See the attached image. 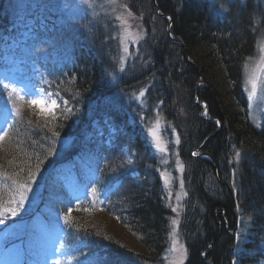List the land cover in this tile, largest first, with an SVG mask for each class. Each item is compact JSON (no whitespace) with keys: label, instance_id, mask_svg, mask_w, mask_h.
<instances>
[{"label":"trees","instance_id":"1","mask_svg":"<svg viewBox=\"0 0 264 264\" xmlns=\"http://www.w3.org/2000/svg\"><path fill=\"white\" fill-rule=\"evenodd\" d=\"M121 1L144 26L123 69L111 16L84 14L68 23L59 0H0V37L20 42L13 19L21 12L34 19L26 45L38 64L46 62L43 87L62 101L54 116L17 101L4 126L0 211L16 215H0V255L16 264L48 263L40 248L52 241L55 223L60 264H167L174 213L164 165L146 133L156 102L163 136L171 144L176 132L184 164V264H264V113L259 122L249 117L244 85L246 62L264 33V0ZM24 57L30 70L33 57ZM143 88L147 107L140 113L132 98ZM8 99L0 87V113ZM87 183L89 195L76 204L75 191ZM238 209L254 225L244 245L249 252L241 254Z\"/></svg>","mask_w":264,"mask_h":264},{"label":"rangeland","instance_id":"2","mask_svg":"<svg viewBox=\"0 0 264 264\" xmlns=\"http://www.w3.org/2000/svg\"><path fill=\"white\" fill-rule=\"evenodd\" d=\"M56 7L58 8V14L65 22L71 23L79 18H81L84 14L89 15H109L117 23L118 26V37L119 43L121 47L120 53V67L123 69L126 65H129L138 51L137 45L139 41L144 37V26L141 24L140 17H136L131 11L128 9L127 5L124 4L121 0H59L56 3ZM131 13V14H130ZM27 13L21 12L19 13L10 24V27L13 31H17L18 37H20V42H23L24 45L20 46V42H17L14 37L11 35L0 37V81L4 83H10L14 85L20 91V94L25 97L26 102L28 100H45L49 99L56 100L57 104L60 106L61 97L57 93V91H53L50 88L43 87L44 81L47 77V72H45L46 62L43 60L42 62H36L37 56L34 55L33 51H30L28 45H26L27 40L31 35V27H34V19L29 18ZM127 21V23H124ZM40 26H47L43 21L40 22ZM9 27V26H8ZM50 27V26H49ZM48 27V28H49ZM131 33V35H129ZM258 44L256 47L255 56L248 59L244 68V85H245V93L248 98V114L249 117L254 122H259L262 118V114L264 113V33L263 36L258 40ZM32 52V53H31ZM27 56L29 59L33 57L34 65H32L31 69L28 70L25 63V57ZM252 82H256L257 87L255 94H252L251 85ZM2 90L6 91V95L9 98L8 90H5L1 87ZM146 90L141 89L136 95L133 96L132 100L135 101L134 105L140 113L146 109V97H144ZM143 93V95H141ZM252 97L251 99L249 97ZM10 102L7 101L6 105L3 108L2 114L0 116V134L2 133L3 126L5 120L8 119L7 116L12 112L15 108L16 102L18 99L13 102V99H10ZM155 104V105H154ZM153 111L154 117L152 122L146 128V133H148V141L151 143L153 152L158 154L160 157L161 164L164 165V170L161 171L162 176V185L165 187L167 201L169 202L171 208H176L177 211H173V219H176L178 222L179 213L182 209V201L186 197L185 185L183 184V170H180V165L182 164L181 159L179 157V153L177 151V134L176 132H172V140L169 141V144L166 138L163 136V126L165 124L163 115L159 109V104L154 102ZM30 106L32 112L40 114V115H48L47 113H41L40 109L36 106ZM58 108V107H57ZM56 108V109H57ZM55 109V110H56ZM159 120V124L156 125V121ZM154 127L157 135L160 138L161 147L165 148L166 151L158 150L153 142L152 136L149 135V128ZM171 147V148H170ZM167 166V167H166ZM89 185L88 183L81 186L80 189L75 191L77 198L75 201L79 203V198L83 195H87L89 193ZM71 206L68 207V211H70ZM238 213L240 217L237 221V228L235 230L236 237V253L241 254L243 252H249L244 248V245L250 241L254 234L252 233V228L254 227L251 218L247 215L241 214L238 209ZM97 218V217H96ZM172 219V220H173ZM54 226V231H50L53 236L52 241L49 244H45L41 246V251L39 255H42L45 259H47L48 263L46 264H56V251L57 245L54 242V238L60 235L61 227H58L57 224L52 223ZM179 225V223H178ZM176 227L175 239L177 241L175 247L176 251H170L172 248L173 237L170 235V247L166 253V262L167 264H178V262L183 258V264L185 263V259L187 256L184 253L185 246L182 240H180L178 235V226ZM173 224L171 225V233L173 232ZM170 233V234H171ZM34 237H31L29 241L33 240ZM29 244V242H28ZM28 244L22 243L19 249L23 251L26 249ZM259 245L264 250V240H259ZM23 247V248H22ZM53 248L56 251H53ZM251 252V251H250ZM248 253V254H252ZM43 257H38V262H40ZM14 262L11 258H5V256L0 255V264H13ZM16 264V263H14ZM45 264V263H44Z\"/></svg>","mask_w":264,"mask_h":264},{"label":"snow or ice","instance_id":"3","mask_svg":"<svg viewBox=\"0 0 264 264\" xmlns=\"http://www.w3.org/2000/svg\"><path fill=\"white\" fill-rule=\"evenodd\" d=\"M131 14V13H130ZM124 23H127V21H124ZM129 35H131V33H129ZM0 87H3L5 90H8V94H9V98L10 99H13V102L15 103V100L18 99L20 101H24L25 97L23 95L20 94V91L21 90H18L14 85L10 84V83H4L2 81H0ZM256 87H257V84L256 82H252V85H251V90H252V94L254 95L255 94V91H256ZM141 95H143V93H141ZM250 99L252 98L251 96L249 97ZM28 104L32 105V106H36L40 109V112L41 113H47L48 115H51V116H54L55 115V109L57 107H59V105L57 104L56 100L54 99H49L48 101H45V100H28L27 101ZM16 114L17 116L20 115V108L17 107L16 108ZM159 124V120L156 121V125ZM149 135L152 136L153 138V142H154V145L155 147L160 150V151H166L165 148H162L161 147V143H160V138L159 136L157 135V132L155 130L154 127H150L149 128ZM5 136L7 135V133L4 134ZM53 135H59L58 132H53ZM4 139V136H0V141H2ZM177 143H179V139L177 138ZM193 155H197V153H193ZM240 156V153L237 152L236 153V157L238 158ZM129 163H131V161H128ZM180 170L182 171L183 170V165H180ZM19 189L21 190V200H20V203L23 202V191H27L28 190V185L25 183V184H20L19 185ZM92 192L93 194L96 193V189L93 188L92 189ZM14 200H10L8 203H13ZM20 205L18 204L17 207H19ZM85 211H87V209H84ZM172 211H177L176 208H173ZM3 212H9L11 215L15 216L16 215V209H11V208H4L3 211H0V215L3 214ZM65 221L66 222H71L70 221V215H66L65 216ZM2 222V221H0ZM178 221L176 219H173L172 220V224L174 226L173 228V232L170 234L172 237H173V242H172V248L170 249V251H173L175 252L176 251V239L174 238L175 237V234H176V227L175 226H178ZM53 251H56L55 248H53ZM184 253L186 254V249L184 250ZM56 264H60L59 261L56 262ZM178 264H183V258H181V260L178 262Z\"/></svg>","mask_w":264,"mask_h":264}]
</instances>
